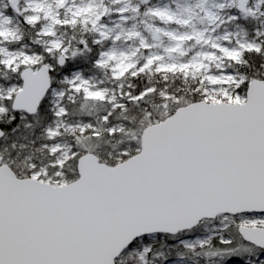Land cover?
Wrapping results in <instances>:
<instances>
[{"label":"rangeland","instance_id":"1","mask_svg":"<svg viewBox=\"0 0 264 264\" xmlns=\"http://www.w3.org/2000/svg\"><path fill=\"white\" fill-rule=\"evenodd\" d=\"M239 3L240 0H0V121L14 117L12 103L22 88L19 73L23 68L36 70L49 63L53 76L46 104L51 120L39 134V139H49L41 145L48 154L34 159L27 151L20 153L17 161H2L9 162L19 177H36L55 185L74 180L66 179L61 170L66 160L79 153L69 136L95 126L85 117H75L67 104L82 99L78 101L82 105L91 99L115 107L125 96L137 99L138 96L129 97L124 86L128 77L139 73L164 72L195 79L201 93L199 100L244 102L252 79L239 70V64L246 50L264 47V0H246L244 10L238 9ZM63 26L88 31L99 47L97 73H84L79 67L62 70L58 65L61 56L65 62L70 57L68 44L60 35ZM25 33L30 34L31 41H23ZM157 98L156 107L163 109L173 110L179 104L174 95L164 90L158 92ZM18 118L27 124L25 113ZM120 129V122L109 127L110 132ZM28 143L24 147L31 150ZM239 225L264 227V213L220 214L177 234L141 236L123 251L116 264L125 259L135 264H264V248L244 240L238 232ZM215 243L234 245L218 247ZM154 244L162 250L153 251ZM178 247L182 250L173 254L172 248Z\"/></svg>","mask_w":264,"mask_h":264},{"label":"water","instance_id":"2","mask_svg":"<svg viewBox=\"0 0 264 264\" xmlns=\"http://www.w3.org/2000/svg\"><path fill=\"white\" fill-rule=\"evenodd\" d=\"M50 71L49 63L22 69L15 111L37 112L53 87ZM2 159L0 264H116L141 236L176 234L219 214L264 213V79L248 83L244 102L179 106L146 126L139 151L114 165L80 155L78 177L64 184L19 177ZM238 231L264 247V227Z\"/></svg>","mask_w":264,"mask_h":264},{"label":"trees","instance_id":"3","mask_svg":"<svg viewBox=\"0 0 264 264\" xmlns=\"http://www.w3.org/2000/svg\"><path fill=\"white\" fill-rule=\"evenodd\" d=\"M60 35L68 44L70 53V57L66 59L61 69L68 70L72 67H79L84 73H97L99 67L96 66L95 61L98 57L99 47L96 43H93L88 31H83L78 27L70 29L63 26L60 29ZM29 36V33H25L23 41H31L32 39ZM239 70L245 74L248 80L253 78L264 79V47L260 50H246L243 53L242 62L239 64ZM196 82L195 79L183 77L180 74L139 73L128 77L125 80L127 87L124 86V90L129 91V97L138 96L137 99H128L125 96L122 98L121 103L115 107L91 99H85L87 101L82 105L78 103V101L82 102V99L73 104L69 102L67 106L69 110L75 111L74 116L85 117L95 126V129H86L83 133L69 136L73 147L79 153L62 164L61 170L65 178L68 180L77 178V158L86 152L93 151L101 161L108 164H116L135 154L140 148V137L143 129L164 119L176 109L156 107L158 92L164 90L174 95L179 103L177 107L186 105L201 99L200 90L196 89L198 85L195 86V84H198ZM46 104L47 97L42 101L36 113L32 115L25 113L26 120H28L26 125L18 118L21 112L15 111L11 120L2 119L0 121V127L5 132L3 137L0 138V153L3 159L17 161L20 158V153L27 151L34 155V159L48 154V151L41 148V145L49 139H39L43 127L51 120V112ZM103 116H105V119H102ZM117 122H120L122 129L110 132L109 127ZM26 143L30 144L28 146L32 148L31 150L24 147ZM120 150L127 151L126 153L117 154ZM10 162L12 163V161ZM10 166L13 167L11 164ZM15 172L20 175L17 170ZM166 235L168 236V234ZM214 245L230 247L234 244L215 243ZM152 248L155 252L162 250V247L160 248L158 244H154ZM181 248H172L171 252L176 254L178 249L182 250ZM117 264L135 263L132 259H125Z\"/></svg>","mask_w":264,"mask_h":264}]
</instances>
